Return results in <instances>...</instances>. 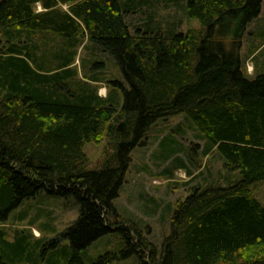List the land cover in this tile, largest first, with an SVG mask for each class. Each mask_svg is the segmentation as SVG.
Wrapping results in <instances>:
<instances>
[{
    "label": "trees",
    "instance_id": "obj_1",
    "mask_svg": "<svg viewBox=\"0 0 264 264\" xmlns=\"http://www.w3.org/2000/svg\"><path fill=\"white\" fill-rule=\"evenodd\" d=\"M262 6L0 0V264H113L132 255L137 264H264V203L254 191L264 181V60L254 74L245 63L264 45ZM192 20L198 25L183 28ZM244 38L261 42L242 56ZM79 48L87 55L77 65ZM176 116L204 141L202 156L216 153L226 184L188 187L157 246L115 199L134 149ZM102 139L108 149L92 166L84 145ZM175 142L163 158L177 154ZM173 163L191 174L182 157ZM41 193L63 198L77 217L48 241L33 235V223L7 239L1 224ZM101 238L105 250L88 253Z\"/></svg>",
    "mask_w": 264,
    "mask_h": 264
},
{
    "label": "rangeland",
    "instance_id": "obj_2",
    "mask_svg": "<svg viewBox=\"0 0 264 264\" xmlns=\"http://www.w3.org/2000/svg\"><path fill=\"white\" fill-rule=\"evenodd\" d=\"M36 9L40 10L41 7L37 5ZM260 20L259 23L264 22V0L263 16ZM197 25V21L192 20L189 23L185 22L183 28ZM259 44L260 42H255L253 39L248 42L244 38L241 55L247 53V47ZM84 55H87L85 48H79L75 59L77 65H79V57L82 58ZM259 60H264V45L251 62L255 64ZM245 63L247 71H252L251 64ZM107 91L108 88L100 83L98 93L106 95ZM172 139H175V145L180 149L175 156L183 158L190 175L185 169H171L174 155L168 159L163 158L162 154L168 152V144ZM160 141H163V145H159ZM194 144H197L195 151L191 149ZM203 145L204 141L197 136L188 121L176 116L157 124L145 139L144 145L138 146L132 152V160L119 196L115 199V205L121 216L137 222L142 235L157 246L168 234L170 213L176 201L187 195L188 187L199 183L226 184L224 179L226 173L220 159L214 151L202 156ZM107 149L105 139L84 145V151L92 166L102 162ZM188 149H191L189 152V155L192 154L191 160L187 156ZM254 187L256 196L264 203V181ZM70 207L61 197L41 193L24 200L9 214L8 219L1 226L6 229V238L10 239L14 230L28 229V223H33L31 227L33 235L41 236L42 232L48 241L77 217L78 209ZM101 240L102 238L95 241L88 248V253L96 256L99 251H104L105 248H98ZM112 240L114 241L115 238ZM114 247L116 245L112 249ZM113 264H137V259L132 255Z\"/></svg>",
    "mask_w": 264,
    "mask_h": 264
},
{
    "label": "crops",
    "instance_id": "obj_3",
    "mask_svg": "<svg viewBox=\"0 0 264 264\" xmlns=\"http://www.w3.org/2000/svg\"><path fill=\"white\" fill-rule=\"evenodd\" d=\"M38 6H40L39 4H38ZM262 12H263V6L261 7V12H260V15H259V19H260V17H261V15H262ZM259 23L257 22V25H258ZM252 26H256V23H253L252 24ZM263 28V27H262ZM261 28V29H262ZM260 29V30H261ZM262 32V31H261ZM261 32H260V35H261ZM251 35L253 34V32L252 33H250ZM253 36V35H252ZM249 38H252V37H249ZM260 39L259 38H256V42L257 41H259ZM264 40V39H263ZM261 42V41H260ZM258 52H256V54H257ZM246 62H248V65H249V63L251 64V67H252V71H247L249 74H254V71H255V67H254V65L252 64V62H251V58H249V59H247V61Z\"/></svg>",
    "mask_w": 264,
    "mask_h": 264
}]
</instances>
